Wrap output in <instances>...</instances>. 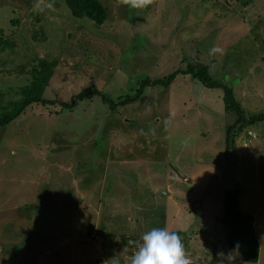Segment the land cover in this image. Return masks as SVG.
I'll return each mask as SVG.
<instances>
[{"label": "rangeland", "instance_id": "rangeland-1", "mask_svg": "<svg viewBox=\"0 0 264 264\" xmlns=\"http://www.w3.org/2000/svg\"><path fill=\"white\" fill-rule=\"evenodd\" d=\"M52 1L0 0V37L14 42L0 70L58 62L44 91L57 103L0 125V264H130V241L154 227L178 232L191 264H264V119L237 130L225 153L235 113L219 88L183 73L114 112L99 95L59 105L91 85L112 99L133 94L193 57L213 59L246 114L264 113V0H100L101 24ZM26 83L0 74L5 100ZM235 186L254 217L256 263L226 244L219 222Z\"/></svg>", "mask_w": 264, "mask_h": 264}, {"label": "trees", "instance_id": "trees-1", "mask_svg": "<svg viewBox=\"0 0 264 264\" xmlns=\"http://www.w3.org/2000/svg\"><path fill=\"white\" fill-rule=\"evenodd\" d=\"M57 1L58 4H63L62 6L66 9V15L75 21L86 17L97 24H101L108 16L107 8L100 0ZM57 1L53 0L50 4L54 6L53 4H57ZM225 5H227L228 9L229 4L226 3ZM212 6H216V4L213 3ZM35 21H39L38 17H35ZM36 33L38 34L35 30L33 40H36ZM39 35H42L40 40L42 41L44 39L42 37L44 36L43 34ZM13 47L14 42L12 40L3 39L2 36L0 37V54L9 51ZM57 63L56 59L48 60L44 57L37 56L27 62L16 65V67L0 70V74L3 75L21 74L27 76L28 79V83L21 85L16 89V98L5 100L4 94L0 92L1 126L10 123L27 107L33 104H40L42 106L57 103L56 100L50 99L49 97L47 98L44 95L45 88L48 86V83L53 76ZM212 64L213 59H211L209 64H206L191 57L186 63L184 69H177L162 78L153 80L144 78L133 94L112 99L109 95L99 91L95 85H91L81 89L75 96L71 97L69 102H61L59 105L60 107L71 108L79 100L99 95L102 102L108 104L110 110L114 112V109L117 106H124L141 99V97L144 96L145 87L151 85H162L167 87L178 74H187L190 78L200 81L206 87L219 88L222 92L224 109L226 111H233L236 115L234 122L225 127L224 142L226 148L224 151L226 153L229 145L234 143L237 130H242L244 125L263 120L264 113L246 114L239 101L235 98L233 88L228 83L213 77L211 72ZM247 135H250V132H247ZM239 189V186H235L234 188L223 191L222 215L219 222L224 231L226 244L230 248H235V245L238 242L239 248L237 250L241 258L246 262L256 263L259 259V242L255 234L254 217L252 214L243 212L239 208L237 199ZM121 238L123 240L125 239L124 236Z\"/></svg>", "mask_w": 264, "mask_h": 264}, {"label": "clouds", "instance_id": "clouds-1", "mask_svg": "<svg viewBox=\"0 0 264 264\" xmlns=\"http://www.w3.org/2000/svg\"><path fill=\"white\" fill-rule=\"evenodd\" d=\"M133 7H145L152 3V0H123ZM37 7H39L37 5ZM141 241H130L138 244V250L133 254L130 264H191L187 256L183 237L176 231L168 228H152L142 234ZM239 248V243L235 245ZM218 255H224L218 253ZM228 261L234 259L230 251L226 256Z\"/></svg>", "mask_w": 264, "mask_h": 264}, {"label": "built area", "instance_id": "built-area-1", "mask_svg": "<svg viewBox=\"0 0 264 264\" xmlns=\"http://www.w3.org/2000/svg\"><path fill=\"white\" fill-rule=\"evenodd\" d=\"M140 242H142V241H140ZM133 246H135V247L132 248V252L128 255V256H130V259L132 258L133 254L138 250V244H134Z\"/></svg>", "mask_w": 264, "mask_h": 264}]
</instances>
